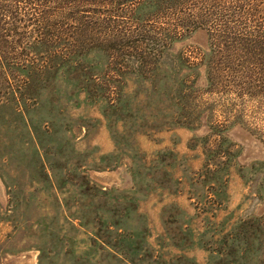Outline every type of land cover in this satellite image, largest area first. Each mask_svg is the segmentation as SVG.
<instances>
[{
	"label": "rangeland",
	"instance_id": "374dc122",
	"mask_svg": "<svg viewBox=\"0 0 264 264\" xmlns=\"http://www.w3.org/2000/svg\"><path fill=\"white\" fill-rule=\"evenodd\" d=\"M207 49L0 80V264H264V96L208 92Z\"/></svg>",
	"mask_w": 264,
	"mask_h": 264
},
{
	"label": "trees",
	"instance_id": "16d2710c",
	"mask_svg": "<svg viewBox=\"0 0 264 264\" xmlns=\"http://www.w3.org/2000/svg\"><path fill=\"white\" fill-rule=\"evenodd\" d=\"M199 29L208 49L193 64L204 67L207 91L263 97L264 0H0V80L15 82L19 98L50 72L87 64L102 65L107 81L114 67L147 79ZM101 53L106 62L95 59ZM84 75L87 83L103 77Z\"/></svg>",
	"mask_w": 264,
	"mask_h": 264
},
{
	"label": "crops",
	"instance_id": "0c3cea01",
	"mask_svg": "<svg viewBox=\"0 0 264 264\" xmlns=\"http://www.w3.org/2000/svg\"><path fill=\"white\" fill-rule=\"evenodd\" d=\"M178 183H180V182L178 181ZM178 192H179V191H178ZM170 193L174 195V193H176V192H175V191H171ZM161 213H162L163 215H165V214H166V211L163 210Z\"/></svg>",
	"mask_w": 264,
	"mask_h": 264
}]
</instances>
